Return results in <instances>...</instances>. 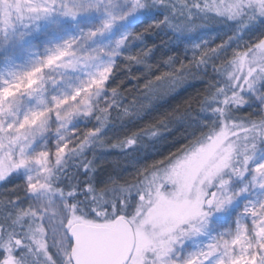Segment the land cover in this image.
Masks as SVG:
<instances>
[{
    "label": "snow or ice",
    "instance_id": "1",
    "mask_svg": "<svg viewBox=\"0 0 264 264\" xmlns=\"http://www.w3.org/2000/svg\"><path fill=\"white\" fill-rule=\"evenodd\" d=\"M0 52V264H264V0H0Z\"/></svg>",
    "mask_w": 264,
    "mask_h": 264
},
{
    "label": "rangeland",
    "instance_id": "2",
    "mask_svg": "<svg viewBox=\"0 0 264 264\" xmlns=\"http://www.w3.org/2000/svg\"><path fill=\"white\" fill-rule=\"evenodd\" d=\"M222 31H223L222 25H217V24L209 22L206 27H203V28H201V29L197 30L196 32H193L189 35L174 34L170 30L160 28V29L154 30L151 34L146 35L144 39H145V42L147 44H149L150 47L152 45H155L154 53L152 56V61L154 63L159 58H161L163 56H166L169 54H176V53L180 56L181 59L186 60L187 58H191L192 52L187 51L184 48V45L191 44L193 42H199L200 40H208L210 42H213L214 44H217L220 42V38L222 36ZM34 43L39 44L40 48L42 49V47H43L42 38H37L34 41ZM155 54H157L159 57H156L154 59ZM2 55H3V53L0 52V56H2ZM16 62L17 63H23L24 58H18ZM2 66H3V62H2V60H0V67H2ZM161 67H163V66H161ZM132 71H136V72L142 74V77H141L142 80L140 82L141 84H140L138 90L136 91V93L134 94V95H137L139 93L140 87L143 85V83L148 78V76H147V74L144 73V70L141 67L134 66ZM121 72H124V71H121ZM153 74H158V71L154 72ZM194 85H199V82H196L195 84L184 85L182 88L177 90V92L173 93L172 96H174V95L178 94L179 92H181L182 90H184L190 86H194ZM172 96L157 101L156 104L154 105V107L149 110L150 113L155 108H157L159 105L165 103ZM122 129H123V126L117 124L111 128L110 132L113 136H116V135L122 134ZM165 143L166 142L162 141L161 146H163ZM120 155L121 154L113 151V152L101 154L99 159L104 161V163L102 165L103 167H105L106 169H111L113 167V165L111 163H108V161L115 160ZM121 166L124 167L125 165H121ZM8 187H11V185H9ZM2 191H4V189H0V192H2Z\"/></svg>",
    "mask_w": 264,
    "mask_h": 264
},
{
    "label": "trees",
    "instance_id": "3",
    "mask_svg": "<svg viewBox=\"0 0 264 264\" xmlns=\"http://www.w3.org/2000/svg\"><path fill=\"white\" fill-rule=\"evenodd\" d=\"M156 57H159L157 54L154 55V59ZM131 75H136L139 77L138 80H134L131 79L130 74L126 71L121 72L120 74H118L117 80H123L124 83L122 85L123 88L125 89H131L130 93H126L129 96H132L136 93V91L138 90L139 86H140V82L142 80V74L136 72V71H132ZM199 85H194V86H190L184 90H182L181 92H179L178 94L172 96L171 98H169L165 103L159 105L157 108H155L151 114L152 117H147L145 119L148 118V120H151L154 117H158L159 115H161L163 112L167 111H171L172 108H175L178 104L182 103V101L186 98V96L190 93H192L195 90V87H198ZM148 121H145L144 123H147ZM171 141V138H169V141ZM166 142V143H168ZM165 145V144H164Z\"/></svg>",
    "mask_w": 264,
    "mask_h": 264
}]
</instances>
